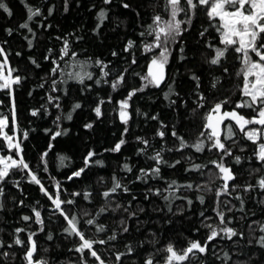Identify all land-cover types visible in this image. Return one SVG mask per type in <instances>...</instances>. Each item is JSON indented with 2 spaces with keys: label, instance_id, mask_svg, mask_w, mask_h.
<instances>
[{
  "label": "trees",
  "instance_id": "1",
  "mask_svg": "<svg viewBox=\"0 0 264 264\" xmlns=\"http://www.w3.org/2000/svg\"><path fill=\"white\" fill-rule=\"evenodd\" d=\"M11 9L13 15L9 17L3 10H0V46H3L9 54V63L12 67L18 69L16 74L26 77L23 83L15 87L16 110L18 116L17 137L22 140L24 149V157L30 167L36 171L38 178L41 179L43 185L50 193H55V184L60 182L61 188L66 190L62 192V199L77 200L76 206H67L80 216L81 223L84 220L92 218L91 216L82 215L84 212L95 215L99 208L104 205V200L100 195L112 185V177L115 175L121 182L130 188L129 194L118 193L114 198L115 201L129 206V212L135 211L139 223L136 218L126 219V223L130 228L128 233H121L119 219L128 217V213L122 209L115 212L109 211L96 217L97 223L103 222L107 231L105 233H95L93 226L84 225L86 234L91 238H107L112 232L117 233V241L109 242L108 245H97L100 254L108 262L114 264L113 253L124 251V244L131 243L137 248L142 256L136 258V264H141L144 258L154 256L156 264H165L167 253L163 249L172 243L177 249H183L189 239L203 240L208 232L205 224H218V219L213 211L214 195L206 190L196 192L182 189L177 195H184L193 200V204L188 206L185 200H177L172 205L174 211L182 210L183 214L172 215L168 213L166 208L164 211H154L156 208H164L165 202L159 197L148 193L149 187L165 188L167 182L172 180L180 184L188 182L202 184L209 180L208 173L214 172L211 165L203 171L185 172V167L189 166V162L179 152H165L164 157L173 163L176 159H181L182 163L175 168L162 166L163 179H149L148 183L136 181L137 175L141 168L148 169L153 166L154 162L148 160L146 156L152 154L156 149L160 148L163 142L156 131L159 127V121L150 119L152 115H159V120L171 128L175 125L176 130L189 142H194L203 125V114L208 110L210 105L199 109L195 114L191 112L194 107L192 101L195 99L194 85L195 82L190 79L191 75L196 74L201 78L200 91L207 96H215L218 99L229 98L231 103L226 106L227 110H232L236 101L241 99L239 86L242 85V77L236 74L240 71L241 63L238 55L229 50L226 58L220 66H211L207 61L213 55V49L207 47L208 43L216 47H223L219 44V34L215 28L210 26L209 19L206 15V9L198 6L192 25L187 32L184 33L182 39L185 55L187 58L180 61L178 57L182 55L178 49L180 45H173L172 57L168 66L171 78L176 80L175 90L180 93L179 97H171L177 101L176 105H171L170 101L164 99L163 92L167 88L162 86L161 89L149 88L143 93H138L133 97L131 104L132 119L129 124V131L125 136L127 143L122 147L119 153L106 152L121 138L124 125L119 121L118 114L115 111L117 102L124 99L133 88L139 87L141 84L139 76L133 73L144 74L147 71V65L153 53H145L143 45L145 42L151 43L152 36H141V32H145L155 15H161L164 19H168L166 10V0H112L110 5L103 3V0H67L68 10L65 11V0H26L33 8H39L42 15L34 17L29 22V26L33 29L35 37L28 32L27 29L19 28L21 23L26 22L27 12L21 0H4ZM128 3L129 9H125L122 5ZM186 6V5H185ZM106 9L108 13L107 20L99 29V33L94 32L98 24L97 14L101 9ZM49 9L52 14L48 15ZM46 17V18H45ZM180 19L185 17L181 14ZM215 23V21L213 22ZM51 24V27H47ZM43 25V27L41 26ZM11 28L12 35L9 36L6 29ZM205 28L204 37L199 33ZM71 34V35H70ZM33 41V47L29 49L27 40ZM66 37L71 43L72 50L78 53L77 60L83 61L86 58H96L103 60L109 64L111 75L106 79L111 81L115 75L128 69L126 75V85L122 86L118 91L113 92L109 84L104 83L97 86L95 79L100 78V69L93 67L88 71L94 73L93 80H86L85 85L69 82L68 85L62 86L68 88V94L63 92L52 93L59 95L61 109L53 107L47 103L46 92L49 91L50 79L47 76L51 68V60L57 59L59 50L62 47V41L56 37ZM82 37L76 40V37ZM7 43H3L4 41ZM129 40L134 41L135 46L130 51H124ZM48 49H52V55L48 61L44 57L48 55ZM20 55L17 56L16 53ZM117 55L113 56L112 53ZM135 56L136 64H132L131 60ZM2 59V58H0ZM35 59L40 65L36 68L31 60ZM254 59H258L254 57ZM63 64V62H61ZM224 68L228 72L223 71ZM71 70V69H69ZM214 77L219 78L220 85L217 89L211 88V82ZM48 79L49 83L44 88H40L39 84ZM85 86H90L85 91H81ZM31 93V95L29 94ZM111 97V103L101 105L102 117L97 119L93 109L98 105L99 100L108 101ZM0 113L11 116L10 98L5 90H0ZM186 100L187 107L181 106V102ZM79 102L82 107L75 112L72 107ZM41 105H47V112L41 108ZM41 109L40 115L33 117L30 115L34 109ZM139 109V113L136 112ZM246 115H253L249 109L240 110ZM72 113V120L64 117L68 113ZM50 113V114H48ZM147 114L145 117L144 114ZM61 115L59 122V130H67V135L57 137L50 141L51 132L45 134V129H51L52 132L58 130L54 123L56 116ZM87 123H93L92 129H86ZM28 132V138L22 139V133ZM168 131V129H164ZM11 134V133H10ZM137 137L148 139L151 147L145 154H138L137 150L143 147L137 141ZM54 147L45 158L47 160V171H44V165L41 162V153L47 151L49 143ZM175 141L170 136L167 137V144L164 147H172ZM227 144L233 149L236 155L244 158L241 165L232 164V158H227V163L231 164L237 172L238 178L234 183L255 184L260 176H264V168H261L252 151L255 148L250 142L244 140L237 130L235 141H227ZM241 145L245 146V151L239 149ZM90 150H94L97 155L95 159L102 160L104 166H93L82 175L79 179L68 180V176L73 171L84 166V157ZM194 158L195 163H207L210 160L218 159V154L205 151L203 154H197L186 150ZM0 155H14L4 146V142L0 140ZM60 156L67 159L61 165ZM127 163L132 167V172L122 171V166ZM261 168L260 173L252 170ZM24 173L15 172L10 179L19 180V188L14 187L12 183H6L5 196L0 198L3 209L0 210V240L5 244L11 243L14 236V230L18 227L28 228L30 231H37L39 226L35 224L32 208L35 207L41 211L42 218L45 221V231L39 232L35 239L39 242L38 257L47 259L49 264H78L79 254L69 251L76 243L75 237H69L63 233V227L66 226L63 218L58 214H54L51 201L40 191V187L35 184H29L26 179H22ZM136 181V182H134ZM221 181L217 180L211 185L213 189L219 185ZM91 192L92 195L88 200L83 197H71L72 192ZM240 195L245 199L244 211L240 212L239 201L231 197H221V199H230L231 204L236 205L231 212L227 213V218L232 219L230 226L236 227L239 231L244 232L246 239L240 240L239 244H233L231 241L216 240L210 245V249L214 248L215 255L209 252L206 258V264H223L217 256H223L224 251L239 254L242 249L245 254L254 253L253 264L255 261H264V250L255 246L254 236H259V226L264 224V204L259 201L264 199V193L255 190L251 193H245L242 189H238ZM237 193H233V197ZM145 195L148 199L145 200ZM198 195L205 196V205H201L196 197ZM132 196L136 199L133 200ZM23 201V205L20 204ZM39 202V203H37ZM144 208L140 212V208ZM190 207V210H189ZM223 207V205H221ZM205 212V217H211L205 220L199 213ZM24 215L33 216V221L24 222L21 217ZM171 220L168 224L166 221ZM198 229V231H197ZM51 233L53 239L47 240V234ZM152 233H156L155 236ZM21 237L26 239V235L21 233ZM252 239V246H248V240ZM143 246L140 247V243ZM48 251L45 252L44 249ZM159 250V251H157ZM2 251L15 252V258L9 257L7 264H24L22 259V249L14 247L13 249L4 248ZM244 259V256L240 257ZM0 264L3 259L0 258ZM89 264H94L90 259ZM124 264H132V261L125 258Z\"/></svg>",
  "mask_w": 264,
  "mask_h": 264
},
{
  "label": "snow or ice",
  "instance_id": "2",
  "mask_svg": "<svg viewBox=\"0 0 264 264\" xmlns=\"http://www.w3.org/2000/svg\"><path fill=\"white\" fill-rule=\"evenodd\" d=\"M27 12L26 22L21 23L19 28L27 29L29 33L35 37L33 29L29 26V22L33 21L34 17L42 15L40 9L33 8L26 0H21ZM103 3L110 5L112 0H103ZM186 5V6H185ZM125 9H129L130 5L124 3L122 5ZM198 6H202L206 9V15L209 19L210 26L215 28L219 34V44L223 47H216L211 43L207 44V47L213 49V55L208 58V63L211 66H220L222 61L226 58L229 50L231 49L238 55V59L241 63L240 71L236 74L242 77V85L239 86L241 99L236 101L232 110H227L226 106L231 103L229 98L218 99L215 96L209 97L204 92L200 91L201 78L200 76L193 74L190 79L195 82L194 94L195 99L192 101L194 107L191 108V112L195 114L199 109L205 108L206 105H210L208 110L203 114V125L199 131L198 136L194 142H189L185 136L181 135L175 125L171 128L168 127L163 121L159 120V115H152L150 117L153 121H159V127L156 131V136L163 142L160 148L156 149L152 154H148L146 158L154 162L153 166L148 169L141 168L139 175L136 177V181H142L148 183L149 179L160 180L162 176V166L168 168H175L182 163L181 159H176L173 163H169L164 157L165 152H179L189 162V166L185 167V172H199L203 174V171L211 165L214 172H209V180L202 184H193L191 182L180 184L175 180L167 182V186L163 189L149 187L146 191L152 195L159 197L165 202L164 208H156L154 211H164L166 208L168 213L172 215L183 214L182 210L174 211L172 205L177 200H185L188 206L193 204V200L184 195H177L182 189L189 191L201 192L206 190L214 195V207L213 211L218 219V224H205L208 229L206 237L201 239H189L186 246L183 249H177L175 245L169 243L163 251L167 253L165 257V264H206V258L209 252L212 251L215 255L214 248L210 249L213 241H231L233 244H239L240 240L246 239L244 232L239 231L236 227L230 226L232 219L227 218V213L231 212L236 205L231 204L230 199H221V197H231L239 201L240 212L244 211L245 199L239 194L238 189H242L245 193H251L255 190H259L264 193V176H260L255 184L234 183L237 180L238 174L233 169L231 164L227 163V158H232V164L241 165L244 158L240 155H236L233 149L227 144V141H235L237 130L241 137L250 142L255 148L252 151V156L255 157L256 162L264 168V0H166V10L168 12V19H164L161 15H155L152 19V24L149 25L145 32H141V36H152L151 43L145 42L143 45V51L145 53H153L150 61L147 65V71L144 74L133 73L139 76L141 84L139 87L133 88L128 91L126 97L117 102L115 111L118 114L119 121L124 125L121 133V138L110 149H105L106 152L119 153L122 147L127 143L125 136L129 131V124L132 119L130 112L133 97L138 93H143L149 88L161 89L162 86L167 88V91L163 92L164 99L170 101L171 105H176L177 101L171 99V97H179L180 93L175 90L176 80L171 78L168 71L170 59L172 57L173 45H180L178 51L182 54L178 57L180 61H183L187 57L183 55L185 52L183 41L180 39L184 33L189 30L192 25V20L195 16V12ZM0 10H3L9 17L13 15L11 9L4 2L0 0ZM68 10L67 0H65V11ZM52 14V10L49 9L48 15ZM185 17L180 19L178 17ZM46 18V17H45ZM108 13L106 9H101L97 14L98 24L94 29V32L99 33V29L103 23L107 20ZM215 21V23H213ZM43 27V25H41ZM47 27H51L49 24ZM12 29H6L9 36L12 35ZM208 29L205 28L199 33L201 37H204L205 32ZM71 35V34H70ZM62 41V47L59 50L57 59L51 60V68L47 73L50 79L49 91L46 92L47 103L51 104L58 110L61 109L59 103L60 96L52 95V93L63 92L68 94V88L62 87L74 82L76 84L85 85L86 80L90 81L94 78V73L88 71L89 68H99L100 78L95 79V84L99 86L101 81L109 84L113 92L118 91L122 86L126 85V73L128 69H124L123 72L115 75L111 81L106 78L111 75L109 64L103 60L96 58L94 61L92 58H86L83 61H78V53L72 50L71 43L66 37H56ZM28 47H33V41L26 36ZM82 37L77 36L76 40H80ZM3 43H7L5 40ZM135 43L129 40L125 46L124 51H130L134 48ZM158 50V51H157ZM20 55L19 52L16 53ZM52 55V49H48V55L44 57L45 61H48ZM113 56L117 53L113 52ZM254 57L258 59H254ZM0 90H5L10 98V111L11 116L0 113V140L4 142V146L9 152L14 155H0V198L5 196L6 183H12L14 187L19 188L20 181L10 179L15 172H21L25 175L22 179H26L29 184H35L40 187V191L51 201L54 206L52 211L54 214H58L63 218L65 225L63 227V233L69 237H75L76 243L69 251H74L79 254L78 264H89L91 259L94 264H108V262L100 254L97 245L105 246L109 242L117 241V233L112 232L107 238H91L85 230L84 225L93 226L95 233H105L107 231L103 222L97 223L96 217L101 214H106L109 211L115 212L122 209L123 212L128 213V217H121L119 219L121 233H128L130 231L129 226L126 223V219L136 218L139 223L136 212H129V207L125 206L114 198L118 193L129 194L130 188L125 186L121 180L113 175L112 185L107 190L103 191L100 195L104 200V205L99 208V211L95 215L84 212L82 215L91 216L92 218L86 219L81 223L80 216L75 214L71 208L67 206H76L77 200L69 198L62 199V192L66 191L61 188L60 182L55 184L56 192L50 193L49 190L43 185L35 170H33L24 157V149L22 147V140L17 137L16 133L18 128V116L17 106L15 99V87L21 85L26 77L16 74L18 69L12 67L9 63V54L3 46H0ZM63 62V64L61 63ZM31 63L40 68L41 65L32 59ZM132 64H136L135 56L131 60ZM71 69V70H69ZM225 73L228 72L227 68H224ZM49 83L48 79H45L43 83L39 84L40 88H44L45 84ZM220 85L219 78L214 77L211 82V88L217 89ZM90 86H85L81 91L87 90ZM31 95V93H29ZM111 103V97L108 101L103 99L99 100L98 105L93 109L97 119H100L103 115L101 105L105 103ZM187 101L181 102V106L187 107ZM3 101L0 100V105ZM82 105L77 102L73 105L72 111L80 109ZM41 108L47 112V105H41ZM243 109H249L253 115L249 116L244 114ZM41 109H34L30 115L36 117L40 115ZM139 113V109H136ZM50 114V113H48ZM146 118L147 114H144ZM67 120H72V113H68L65 117ZM61 121V115H57L54 123L58 130L52 132L51 129H45V134L52 133L51 140H55L57 137L67 135V130H59ZM86 129H92L93 123H87ZM168 129V131H164ZM11 133V134H10ZM170 133L171 138L175 141V145L172 147H164L167 144V137ZM28 138V132L22 133V139ZM137 141L143 145V147L137 150L138 154H145L149 147H151L148 139L143 137H137ZM54 145L50 142L47 151L41 153L40 159L44 165V171H47V160L45 159L49 152L52 151ZM186 150L197 154H203L205 151L218 154V159H213L207 163H195L192 155L187 154ZM241 152H244L245 146L241 145ZM99 155L94 150H90L84 157V166L73 171L68 180L79 179L84 175L88 169L93 166H104V162L95 157ZM61 165L67 159L65 156L59 157ZM261 168H255L252 171L260 173ZM132 167L125 163L122 166V171L131 173ZM219 180L221 183L213 189L211 185L215 184ZM134 181V182H136ZM233 193H237L233 197ZM71 197H83L84 200H88L92 195L91 192L85 191L72 192L69 194ZM149 197L145 195L144 199ZM135 200L136 197L132 196ZM196 200L201 205H205V196L198 195ZM39 203V202H37ZM260 204H264V199L259 201ZM23 205V201H20ZM223 205V207H221ZM3 209V204L0 203V210ZM145 209L140 208L139 211L143 212ZM190 210V207H189ZM33 216L24 215L21 219L24 222L33 221L39 226L37 231H30L28 228L18 227L14 230V236L11 243L5 244L0 240V258L3 259V264H7L8 258L16 257V253L9 251H2V249H13L19 247L22 249V259L24 264H49L47 259L38 257L39 242L35 237L39 232L45 231V221L42 218L41 211L37 208H32ZM199 215L204 217L205 220H210L211 217H205V212L202 210ZM166 223L171 224L172 221L168 220ZM259 232L261 235L254 236L255 246L264 250V224L259 226ZM198 231V229H197ZM21 233L26 235V239L21 237ZM153 236L156 233H152ZM53 236L51 233L47 234V240L51 241ZM124 251H117L113 253L114 264H124L125 258L132 261V264H136V258L143 254L134 248L131 243H125ZM143 246V242L140 243V247ZM248 246H252V239L248 240ZM48 251L47 248L44 249ZM159 251V250H157ZM236 253H230L228 251L223 252V256H217L221 259L223 264H253L254 253L245 254L242 249L239 250V254L236 259L233 256ZM244 256V259L240 257ZM141 264H156L154 256H148L144 258ZM255 264H264V261H255Z\"/></svg>",
  "mask_w": 264,
  "mask_h": 264
},
{
  "label": "rangeland",
  "instance_id": "3",
  "mask_svg": "<svg viewBox=\"0 0 264 264\" xmlns=\"http://www.w3.org/2000/svg\"><path fill=\"white\" fill-rule=\"evenodd\" d=\"M158 51V50H157Z\"/></svg>",
  "mask_w": 264,
  "mask_h": 264
}]
</instances>
